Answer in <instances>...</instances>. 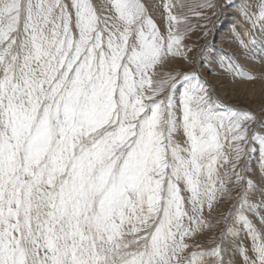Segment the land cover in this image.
<instances>
[{
    "label": "snow or ice",
    "instance_id": "6c2138e0",
    "mask_svg": "<svg viewBox=\"0 0 264 264\" xmlns=\"http://www.w3.org/2000/svg\"><path fill=\"white\" fill-rule=\"evenodd\" d=\"M176 7L163 0L161 28L143 0H0V264H226L228 248L188 240L234 187L221 237L242 264H264V117L213 95L199 72L211 39L191 71H164L192 63ZM187 7L208 37L233 4ZM250 7L236 10L259 35L239 21L231 33L264 61V0ZM257 151L259 189L243 175Z\"/></svg>",
    "mask_w": 264,
    "mask_h": 264
},
{
    "label": "rangeland",
    "instance_id": "374dc122",
    "mask_svg": "<svg viewBox=\"0 0 264 264\" xmlns=\"http://www.w3.org/2000/svg\"><path fill=\"white\" fill-rule=\"evenodd\" d=\"M149 9L150 14L157 21V23L163 28V0H143ZM173 4L177 3V0H171ZM200 0H180V3L186 5L185 8L181 9L176 7L173 9L174 14L183 15L187 17V24L181 25V29L186 27H193V31L186 35L184 44L193 48L190 52L189 58L192 63L176 58L169 62L164 71L174 70L179 72L191 71L197 65V52L200 46L203 45L206 40H213V49L215 52L208 57L211 63H201L199 65V72L201 77L204 79H209V83L212 84L213 95L221 100L224 104L239 108L246 109L257 115V118L264 117V61H261L259 54H256L255 59L245 58V51L241 47L239 41L233 37L231 33L230 25L235 24L237 21L243 24L244 29H249L255 35H259V28L252 30L251 25L244 22L236 10L241 4L247 3L251 5L250 12H258L259 4L262 0H231L233 7L227 9V16L221 17L222 24L215 33H209L208 37H203L202 33L205 29L200 27L209 21L197 18L187 6L199 3ZM223 3V0H219ZM199 10V9H197ZM210 20H216L217 17L211 16L209 13ZM237 31L242 33V29L237 26ZM241 39L247 40V37L241 34ZM220 56H231L237 63H239L246 72H249L255 77L253 80H244L235 78L228 73L224 72L219 64L216 62ZM261 133H264V129H258ZM258 148V146H256ZM243 163V161L241 162ZM249 167L251 171L244 172L243 175L246 178L253 179L256 183L257 188L261 186L260 181V169H259V153L250 155L249 157ZM239 170V166L237 168ZM234 179V178H233ZM230 187H232L230 185ZM239 187H234L231 191L230 196H226L223 201H220L214 205V209L211 214L205 209L204 217L211 225L210 228L204 229L202 232L196 234L194 237L188 240V243L193 245L189 251L194 250L196 245H199V249L196 250H209L215 245L220 244L224 248H228V251L224 253V260L226 264L229 261L232 264H242V259L239 257L238 253L234 252L231 248L232 238H227V241L223 240L221 237L222 230L225 227V216L227 215L229 209L233 204L236 203L237 192ZM251 202L259 203L260 195L259 191L254 193L250 197ZM261 214H264V208L259 209ZM253 219L254 223L258 224L256 218L249 216ZM246 244L244 233L241 232L239 237ZM211 264V262H210Z\"/></svg>",
    "mask_w": 264,
    "mask_h": 264
},
{
    "label": "bare ground",
    "instance_id": "6f19581e",
    "mask_svg": "<svg viewBox=\"0 0 264 264\" xmlns=\"http://www.w3.org/2000/svg\"><path fill=\"white\" fill-rule=\"evenodd\" d=\"M204 79H206V80L208 81V83H209V81H210L209 79H207V78H205V77H204ZM209 84H210L211 87H212V84H211V83H209ZM212 90H213V88H212Z\"/></svg>",
    "mask_w": 264,
    "mask_h": 264
}]
</instances>
